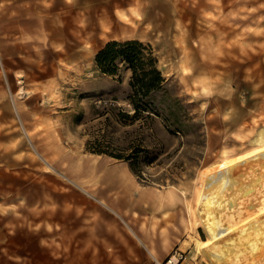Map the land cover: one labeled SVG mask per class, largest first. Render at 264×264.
I'll list each match as a JSON object with an SVG mask.
<instances>
[{
	"label": "rangeland",
	"instance_id": "obj_1",
	"mask_svg": "<svg viewBox=\"0 0 264 264\" xmlns=\"http://www.w3.org/2000/svg\"><path fill=\"white\" fill-rule=\"evenodd\" d=\"M106 13L131 30L97 36ZM11 19L38 75L27 91L16 79L12 98L0 91V264H128L150 230L177 237L167 255L185 262L264 264L260 245L237 240L221 261L196 248L208 238L196 220L208 174L264 137V0H0L1 28ZM128 39L164 78L161 117H128L130 69L96 66L108 41ZM6 68L0 89L14 85ZM109 153L134 154L137 171ZM262 195L235 196L234 215L222 214L236 223L230 237Z\"/></svg>",
	"mask_w": 264,
	"mask_h": 264
},
{
	"label": "bare ground",
	"instance_id": "obj_2",
	"mask_svg": "<svg viewBox=\"0 0 264 264\" xmlns=\"http://www.w3.org/2000/svg\"><path fill=\"white\" fill-rule=\"evenodd\" d=\"M19 73L16 72L17 78L22 76ZM252 142L256 145L254 149L243 154L235 164L223 161L218 164V169L208 174V178L210 180L213 179L211 183L213 187L209 190L210 193H207L208 195L200 194L199 196L200 204L197 208L199 219L196 220H199V223L202 224L208 238L196 241V248L198 247L199 250L201 248H203V250L207 248V253L218 261L225 258L227 251L233 253L237 249V240L238 242L251 245L250 247L252 249L256 248V250L259 245L264 246V217H259L258 215L264 214V195H262L261 199L258 197L259 200L255 207L256 210L252 209L253 213L248 214L244 218L242 223L244 227L239 230V235L234 238V235L232 237L230 236L231 233L235 231V228H237L235 227L236 223L232 221L228 224V222L223 221L224 215L222 216L223 213H229L230 217L234 215L232 208L235 206L233 205V200L236 195L243 194L248 198L254 196L257 186L264 187V137L254 136ZM211 195L213 197L210 199L208 196ZM218 199L225 201L223 206L217 201ZM227 203H229L230 207V211L228 212H226L228 209L225 210ZM230 223H234L235 226L234 224H232L233 226L230 225ZM248 250L246 249V251ZM246 251L244 253H246ZM240 252H242V250H240ZM195 253H197L196 250ZM200 255L202 256L204 254ZM237 255H240L239 252ZM243 255L245 254H241V256ZM245 257L242 258L244 259ZM236 260L238 261V259ZM229 262H233V260L231 259ZM233 264H235V262H233Z\"/></svg>",
	"mask_w": 264,
	"mask_h": 264
},
{
	"label": "trees",
	"instance_id": "obj_3",
	"mask_svg": "<svg viewBox=\"0 0 264 264\" xmlns=\"http://www.w3.org/2000/svg\"><path fill=\"white\" fill-rule=\"evenodd\" d=\"M146 50L147 47L137 39L110 40L95 54L96 66L102 73L118 76L121 67L130 69V91L127 99L133 108V114L126 115L134 120L142 116H163L159 106L154 103V93L162 87L164 78L156 66V60L151 56V51ZM94 150L104 152L96 148ZM111 155L128 160L132 170L137 171L134 154Z\"/></svg>",
	"mask_w": 264,
	"mask_h": 264
},
{
	"label": "crops",
	"instance_id": "obj_4",
	"mask_svg": "<svg viewBox=\"0 0 264 264\" xmlns=\"http://www.w3.org/2000/svg\"><path fill=\"white\" fill-rule=\"evenodd\" d=\"M99 33L97 36L100 37H107L112 34L116 33H125L128 30H131V27L127 28L123 25L116 24L113 22V18L109 14H104L99 18ZM1 28L0 25V64L1 66L7 67L6 70H8L10 77H12L13 80V87L12 85H9L8 88H5L4 86H1L0 91H4L5 93L8 92L9 95L12 98V94L16 92V89L18 87L17 80L20 79L23 80V86L24 89L27 91L28 88L33 87L34 83L36 82V76L38 73L35 71V63L34 59L31 60L29 57H22V49L20 43H16L13 39L11 34H13L14 30H18L22 28V23L19 20H5L2 24ZM5 32V33H4ZM12 45L14 48H12ZM7 46L8 48H6ZM27 50L31 53V49L27 48ZM27 51V52H28ZM24 58V59H23ZM34 70V71H33ZM17 73L22 75L20 78H17ZM17 79V80H16ZM22 91V89H21ZM20 99V98H19ZM19 102V101H18ZM12 105L14 109L17 110L18 106L15 101L12 100ZM7 107L2 105V108ZM0 123L2 125L8 124L7 118L5 116H1ZM111 166L115 167V165ZM144 245L141 246V250H139V258L135 262H130L128 264H159L160 261L164 260L167 255V250L172 245H175V241L177 237L171 238L170 234L166 235L165 233L161 235L160 232L157 230H150L145 235ZM175 242V243H174ZM168 245V246H167ZM177 264H194L185 262V260H182L178 262Z\"/></svg>",
	"mask_w": 264,
	"mask_h": 264
},
{
	"label": "built area",
	"instance_id": "obj_5",
	"mask_svg": "<svg viewBox=\"0 0 264 264\" xmlns=\"http://www.w3.org/2000/svg\"><path fill=\"white\" fill-rule=\"evenodd\" d=\"M183 259V253L180 250H176L173 254L167 256L159 264H177Z\"/></svg>",
	"mask_w": 264,
	"mask_h": 264
}]
</instances>
